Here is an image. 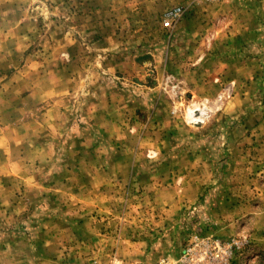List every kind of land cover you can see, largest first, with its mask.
Segmentation results:
<instances>
[{
  "label": "rangeland",
  "instance_id": "374dc122",
  "mask_svg": "<svg viewBox=\"0 0 264 264\" xmlns=\"http://www.w3.org/2000/svg\"><path fill=\"white\" fill-rule=\"evenodd\" d=\"M196 233L264 264V0H0V264H156Z\"/></svg>",
  "mask_w": 264,
  "mask_h": 264
},
{
  "label": "built area",
  "instance_id": "2783aa9c",
  "mask_svg": "<svg viewBox=\"0 0 264 264\" xmlns=\"http://www.w3.org/2000/svg\"><path fill=\"white\" fill-rule=\"evenodd\" d=\"M215 1V0H204ZM184 12L182 5L174 6L165 12L164 25L168 26L173 18ZM238 241H227L213 236L202 237L195 234L192 241L182 250L176 259L160 258L156 264H230ZM105 264H122L117 257Z\"/></svg>",
  "mask_w": 264,
  "mask_h": 264
},
{
  "label": "crops",
  "instance_id": "0c3cea01",
  "mask_svg": "<svg viewBox=\"0 0 264 264\" xmlns=\"http://www.w3.org/2000/svg\"><path fill=\"white\" fill-rule=\"evenodd\" d=\"M160 1H162L163 3L165 2V3H168V2H170V4L172 3V2H174L175 0H160ZM203 58V57H202ZM154 60L155 61H157V58H156V55H154ZM204 60V59H203ZM161 63H159V65H160ZM161 66V65H160ZM162 67V66H161ZM217 75H215V76H213L212 78L211 77H209V81H210V83H216V80H215V78H217L218 79V77H216ZM206 79H207V77H204V81H206ZM206 82H208V81H206ZM217 86V84L214 86V87H216ZM216 89V88H215ZM214 92H216V90L214 91ZM56 94H59V93H56ZM236 96V95H235ZM233 107H235L234 105H232ZM50 111L47 109L44 113L45 114H47V113H49ZM172 128H170V130H171ZM175 129V128H174ZM38 141H40V145L41 146H43V145H45L46 144V140H45V138H42V139H39V137H38V139H37ZM34 141H35V144L38 142V141H36V139H34ZM38 144V143H37ZM29 146H31V145H29ZM50 146V145H49ZM29 154H30V151H32L31 149H30V151L29 150H26ZM42 151V150H41ZM207 155H206V153L204 154V157H202V158H205ZM200 159H201V157H200ZM27 159H25L24 160V162H27L26 161ZM28 160H31V159H28ZM174 173H176V172H172V171H168L167 173H166V175H164V176H166V177H173L174 176ZM28 174H31V173H28ZM188 175V174H187ZM187 175H183V178H186V177H188ZM189 178V177H188ZM192 178H195L194 176L192 177ZM201 184H202V182L200 181V179H190V180H188V179H186V181L185 182H183V187H182V190L184 191V193L183 194H186V193H188V194H195V193H200V191H201ZM167 189V191H166V193L171 197V199L173 200V202L172 203H174V204H178V198L176 197L177 196V193H179V190H180V187L179 186H177V185H173V186H170L169 188H166ZM176 195V196H175ZM65 223L63 222L62 223V225H64ZM89 233V235H88V237L86 238V239H88L89 238V240L90 241H92V240H94V236H93V234L92 233H90V232H88ZM92 252V254H95L96 253V251H95V249H93V248H89L88 249V253H91ZM98 252H100V250L98 251Z\"/></svg>",
  "mask_w": 264,
  "mask_h": 264
}]
</instances>
